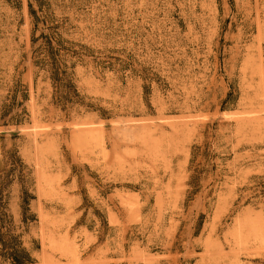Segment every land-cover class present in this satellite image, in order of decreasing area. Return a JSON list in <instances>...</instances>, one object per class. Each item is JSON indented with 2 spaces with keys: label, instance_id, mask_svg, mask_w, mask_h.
Wrapping results in <instances>:
<instances>
[{
  "label": "rangeland",
  "instance_id": "374dc122",
  "mask_svg": "<svg viewBox=\"0 0 264 264\" xmlns=\"http://www.w3.org/2000/svg\"><path fill=\"white\" fill-rule=\"evenodd\" d=\"M41 2L0 0V240L26 264H264V0H49L86 48L59 82Z\"/></svg>",
  "mask_w": 264,
  "mask_h": 264
},
{
  "label": "trees",
  "instance_id": "16d2710c",
  "mask_svg": "<svg viewBox=\"0 0 264 264\" xmlns=\"http://www.w3.org/2000/svg\"><path fill=\"white\" fill-rule=\"evenodd\" d=\"M44 2L38 3L37 8L40 16H36L37 11L31 9L30 14L34 18V29H37L38 24H42L43 29L47 31V34L41 33L37 40H42L41 45L37 48L38 60L35 62V66L40 70L49 74L50 79L59 82L63 80L68 72L74 69L77 65L85 66L83 60V52L85 47L81 46V50H74L73 46H67V41L62 39V26L51 17L50 10L52 3L49 0H42ZM64 1V0H62ZM64 2L60 3L62 5ZM73 5L70 1L68 7ZM31 8V5H29ZM73 45V44H70ZM0 249L5 251L4 258L10 259L11 264H26L29 263L27 254L24 249H18L17 247H10L0 240Z\"/></svg>",
  "mask_w": 264,
  "mask_h": 264
}]
</instances>
